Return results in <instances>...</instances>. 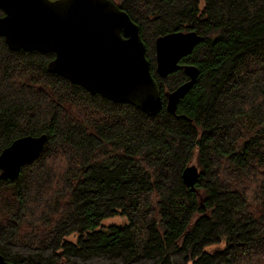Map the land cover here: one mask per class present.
Returning <instances> with one entry per match:
<instances>
[{
    "label": "trees",
    "instance_id": "1",
    "mask_svg": "<svg viewBox=\"0 0 264 264\" xmlns=\"http://www.w3.org/2000/svg\"><path fill=\"white\" fill-rule=\"evenodd\" d=\"M113 1L141 28L163 109L92 95L49 71L53 53L13 51L0 36V154L48 136L15 181L0 178V254L12 264H264V0ZM189 31L201 42L161 78L156 39ZM185 65L200 74L173 115L165 94L189 80ZM192 162L199 194L182 180Z\"/></svg>",
    "mask_w": 264,
    "mask_h": 264
},
{
    "label": "water",
    "instance_id": "2",
    "mask_svg": "<svg viewBox=\"0 0 264 264\" xmlns=\"http://www.w3.org/2000/svg\"><path fill=\"white\" fill-rule=\"evenodd\" d=\"M0 36L10 50L53 53L48 69L92 95L129 103L157 116L162 93L147 58L141 28L113 0H0ZM202 37L195 31L172 32L156 39L157 74L167 78L180 68ZM189 80L166 92L167 110L175 115L179 101L194 86L200 71L185 65ZM47 134L14 140L0 154V178L15 181L24 166L43 151ZM196 162L187 165L182 180L195 189ZM0 264H12L0 254Z\"/></svg>",
    "mask_w": 264,
    "mask_h": 264
},
{
    "label": "rangeland",
    "instance_id": "3",
    "mask_svg": "<svg viewBox=\"0 0 264 264\" xmlns=\"http://www.w3.org/2000/svg\"><path fill=\"white\" fill-rule=\"evenodd\" d=\"M113 220H115L114 222H116V223H122V222H124V220H123V219H120V218H116V219H113ZM111 221H112V220H111ZM218 247H219V246L210 247L209 250H210V251H212V250H216V249H218Z\"/></svg>",
    "mask_w": 264,
    "mask_h": 264
}]
</instances>
